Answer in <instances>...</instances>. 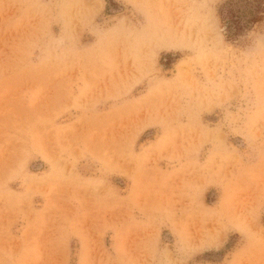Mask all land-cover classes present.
Here are the masks:
<instances>
[{"label": "rangeland", "instance_id": "374dc122", "mask_svg": "<svg viewBox=\"0 0 264 264\" xmlns=\"http://www.w3.org/2000/svg\"><path fill=\"white\" fill-rule=\"evenodd\" d=\"M0 264H264V0H0Z\"/></svg>", "mask_w": 264, "mask_h": 264}]
</instances>
